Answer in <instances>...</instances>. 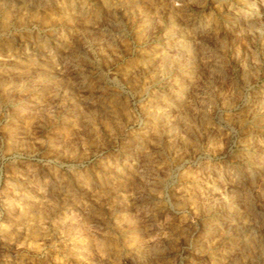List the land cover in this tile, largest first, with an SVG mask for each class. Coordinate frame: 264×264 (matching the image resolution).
Listing matches in <instances>:
<instances>
[{
    "label": "rangeland",
    "instance_id": "obj_1",
    "mask_svg": "<svg viewBox=\"0 0 264 264\" xmlns=\"http://www.w3.org/2000/svg\"><path fill=\"white\" fill-rule=\"evenodd\" d=\"M0 264H264V0H0Z\"/></svg>",
    "mask_w": 264,
    "mask_h": 264
}]
</instances>
